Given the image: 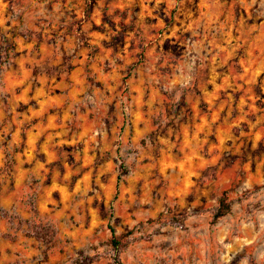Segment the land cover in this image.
Here are the masks:
<instances>
[{
    "label": "rangeland",
    "instance_id": "rangeland-1",
    "mask_svg": "<svg viewBox=\"0 0 264 264\" xmlns=\"http://www.w3.org/2000/svg\"><path fill=\"white\" fill-rule=\"evenodd\" d=\"M21 63L53 91L14 135ZM112 238L264 264V0H0V264H111Z\"/></svg>",
    "mask_w": 264,
    "mask_h": 264
},
{
    "label": "crops",
    "instance_id": "crops-1",
    "mask_svg": "<svg viewBox=\"0 0 264 264\" xmlns=\"http://www.w3.org/2000/svg\"><path fill=\"white\" fill-rule=\"evenodd\" d=\"M17 73H13L12 68L6 69L5 73L2 76V81L6 82L8 91H6V99L13 100L19 104L28 105L26 110L23 113L17 112L14 114V117L8 121L9 125L14 122L16 125L14 135L19 134L22 131V128L28 126L26 132L32 133L33 129H43V110L45 107V101L39 100V96L46 93L45 96L50 97V92L53 90L47 89V85L44 87L39 84V81L35 79L36 77L32 76L30 68H26L23 63L20 64L18 68H15ZM12 88L11 90H9ZM44 88V89H43ZM8 92V93H7ZM49 99H47L46 104H49ZM37 105L38 108H37ZM27 112H31L27 118ZM18 120L16 122L15 120ZM35 121V124H32L31 121ZM47 127V126H46Z\"/></svg>",
    "mask_w": 264,
    "mask_h": 264
},
{
    "label": "trees",
    "instance_id": "trees-1",
    "mask_svg": "<svg viewBox=\"0 0 264 264\" xmlns=\"http://www.w3.org/2000/svg\"><path fill=\"white\" fill-rule=\"evenodd\" d=\"M230 211V203L225 198L219 200V206L216 208L213 214V220L217 221L219 218L225 216ZM33 236L38 240L46 243H50L53 240V231L48 226L43 227L41 225H34ZM110 246L113 252L111 264H122L120 260V252L125 248L126 242L122 239L112 238L110 240ZM78 264V263H75Z\"/></svg>",
    "mask_w": 264,
    "mask_h": 264
}]
</instances>
